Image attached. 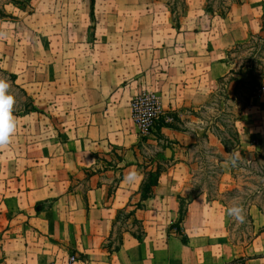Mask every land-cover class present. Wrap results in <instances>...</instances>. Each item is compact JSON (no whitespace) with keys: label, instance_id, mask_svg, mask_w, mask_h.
Here are the masks:
<instances>
[{"label":"crops","instance_id":"1","mask_svg":"<svg viewBox=\"0 0 264 264\" xmlns=\"http://www.w3.org/2000/svg\"><path fill=\"white\" fill-rule=\"evenodd\" d=\"M258 2L220 16L210 46L201 43L209 30L183 26L188 9L177 25L158 0L2 3L0 68L29 108L14 112L16 131L0 147V264H264V230L243 247L231 242L220 197L195 194L176 226L192 149L206 133L229 154L196 112L235 67L229 51L261 31ZM143 92L174 123L141 132L132 101ZM237 126L241 150L264 156V82ZM221 165L222 195L233 182Z\"/></svg>","mask_w":264,"mask_h":264},{"label":"rangeland","instance_id":"2","mask_svg":"<svg viewBox=\"0 0 264 264\" xmlns=\"http://www.w3.org/2000/svg\"><path fill=\"white\" fill-rule=\"evenodd\" d=\"M8 0H0V7L2 3ZM161 4H170L175 7L174 22L178 23L181 19L183 8L182 0H158ZM186 11L188 9L189 16L184 21L185 28L196 29L205 34L210 31L208 40L203 37L202 45L207 41L210 46L213 37L223 29V23L219 14H212L206 11L207 0H188ZM243 0L242 3H254L256 0ZM174 3H176L174 5ZM211 5L214 9L227 6L231 0H211ZM259 3V2H258ZM255 4V3H254ZM207 5V6H206ZM239 9V4L233 5L232 11L228 17L235 15ZM258 15L260 16L259 24L261 23L262 14H264V2L257 5ZM186 13V12H185ZM217 15V16H215ZM219 15V16H218ZM264 19V18H263ZM210 28V29H209ZM259 31V30H258ZM254 38H248L247 44L240 45L228 55V60L235 64V76H230L224 80L211 97L207 107L198 112L205 119L204 127L210 130L220 140L228 139V145L236 138L237 118L241 116L242 107L247 101L249 91L247 85L239 86L237 94H234L235 83L233 78H240L242 74L246 75L252 65L257 69H261L264 64V32L256 33ZM194 50L195 44L192 43ZM197 45V42H196ZM218 44L214 45L217 47ZM219 47V46H218ZM2 69V68H1ZM245 77V76H244ZM0 79L7 80L10 83L9 92L15 98L14 112L29 108L28 99L24 92L15 88L10 82L9 77L0 71ZM207 134L197 143L191 151V178L188 183L189 196L207 192L211 198L220 197L228 206V209L234 205H241L244 209L245 220L243 223L236 222L231 217L229 226V239L234 244L243 247L250 243L262 230H264V156L258 153L249 154L248 152L241 153V148L230 152L229 154L220 155L215 146H210L206 142ZM225 147V146H224ZM227 152V151H226ZM226 158L229 162L232 173L233 185L230 189L224 190V193L219 194V189L222 187L221 182L224 168L221 161ZM191 193V194H190Z\"/></svg>","mask_w":264,"mask_h":264},{"label":"trees","instance_id":"3","mask_svg":"<svg viewBox=\"0 0 264 264\" xmlns=\"http://www.w3.org/2000/svg\"><path fill=\"white\" fill-rule=\"evenodd\" d=\"M183 1V8H182V13L185 14L186 12V7H187V3L186 0H182ZM211 0H207V7H206V11L212 14H219L222 17H225L231 10V8L233 7V5L235 4H241L243 2V0H231V3L227 4V6H222L220 8H218V10L214 9V7L211 5L210 3ZM176 3H174L175 5ZM166 6L168 7L169 11L171 12V14L173 15L174 18V14H175V7H171L169 3L166 4ZM184 17V15L181 16V19ZM264 15L262 17V24H261V33L264 32ZM175 21V20H174ZM181 20L176 23L177 25H180ZM257 35H251V39L256 37ZM249 39V41L251 40ZM248 41V42H249ZM248 42H244V43H240L237 46L234 47V49L240 45H244L247 44ZM232 49V50H234ZM232 50L229 51L232 52ZM231 62V61H230ZM231 64L235 65L233 62H231ZM263 68H264V64L262 65L261 69H257V67L255 65H252L249 69V71L246 72V75H244V73L242 74V76L240 78H233V83H235V89H234V94L238 93V88L239 86H244L247 85L248 91H249V95L247 98V101L244 103L242 109L248 107L249 105H251L252 103V99L253 97L257 96L260 91L263 88V82H264V75H263ZM0 71L6 75L7 77H9L10 82L12 83V85L15 88H19L20 87L16 84V77L15 75H11L8 74L7 72H5L3 69L0 68ZM235 76V68L231 69L229 74L222 78L220 80V83H222L224 80L228 79L230 76ZM245 76V77H244ZM228 139H222L221 142L223 143V145L225 146V149L227 152H233L235 150H239L240 149V139H239V133L238 131H236V138L230 143L232 145V148L229 147ZM233 151H232V150ZM241 153H245L244 151H242ZM158 183V176H152L149 180V183L145 184V186L143 187L142 190V200H146L148 199L152 194V185H156ZM194 195H190L187 199L185 198H181V217L179 219V223L176 225L178 229H180V224L184 221L185 219V215H186V208H187V204L189 202H191L194 199ZM137 208H141L142 207V203L137 204ZM139 239L142 240V236H139ZM183 241L187 242V238L183 237Z\"/></svg>","mask_w":264,"mask_h":264},{"label":"clouds","instance_id":"4","mask_svg":"<svg viewBox=\"0 0 264 264\" xmlns=\"http://www.w3.org/2000/svg\"><path fill=\"white\" fill-rule=\"evenodd\" d=\"M9 89L10 83L0 79V147L9 144L16 131L15 98L10 94ZM228 215L239 223H243L245 220L244 209L241 205L230 207Z\"/></svg>","mask_w":264,"mask_h":264},{"label":"built area","instance_id":"5","mask_svg":"<svg viewBox=\"0 0 264 264\" xmlns=\"http://www.w3.org/2000/svg\"><path fill=\"white\" fill-rule=\"evenodd\" d=\"M134 118L141 132L146 133L159 121L166 124L175 121L173 114L166 112L155 94L143 92L136 95L132 101Z\"/></svg>","mask_w":264,"mask_h":264}]
</instances>
